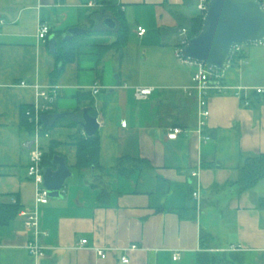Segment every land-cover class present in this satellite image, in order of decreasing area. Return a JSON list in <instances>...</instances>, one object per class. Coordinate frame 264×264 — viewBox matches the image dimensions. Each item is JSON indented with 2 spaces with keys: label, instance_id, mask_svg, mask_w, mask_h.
<instances>
[{
  "label": "crops",
  "instance_id": "1",
  "mask_svg": "<svg viewBox=\"0 0 264 264\" xmlns=\"http://www.w3.org/2000/svg\"><path fill=\"white\" fill-rule=\"evenodd\" d=\"M92 1L100 6L90 8ZM191 6L184 0H0V207L17 199L22 209H38L47 232L40 239L46 256L36 258L25 250L34 235L23 217L1 226L0 264H123L124 250L133 245L139 250L127 253L129 264H264V180L246 192L233 183L246 159L264 154V97L251 94L246 107L234 92L211 96L212 140L199 141L193 133L197 100L185 93L195 69L176 54L179 31L202 16ZM107 19L116 22L115 30ZM120 22L127 28L122 49L114 46ZM41 24L51 28L46 43L38 39ZM139 27L147 30L144 36ZM73 28L86 34L78 38V56L65 65L55 85L58 99L43 119L68 116L42 137L47 148L57 144L72 176L62 197L37 206L23 147L30 139L23 110L38 97L21 83L54 86L50 38L58 42ZM261 49L243 48V58L225 72L230 86L264 87ZM141 87L153 88L147 100L136 97ZM86 108L98 114L99 171L77 167V139L87 137L81 126ZM176 128L182 133L168 139ZM121 159L144 166H125L121 173ZM82 240L88 245L80 247ZM96 249L115 251L104 260Z\"/></svg>",
  "mask_w": 264,
  "mask_h": 264
},
{
  "label": "built area",
  "instance_id": "2",
  "mask_svg": "<svg viewBox=\"0 0 264 264\" xmlns=\"http://www.w3.org/2000/svg\"><path fill=\"white\" fill-rule=\"evenodd\" d=\"M264 9V0H258ZM210 0H198L197 8L202 14V18L205 16L209 9ZM90 8L99 7L95 1L90 2L88 5ZM120 8H123L119 4ZM146 29L139 27V36H144L146 34ZM51 33V28L46 24H41L38 29V39L42 43L48 41V37ZM179 36L181 37L180 47L177 49V57L186 65L193 67L195 73L193 75V85L189 88H185V93L190 97H195L197 100V112H198V125L193 133L197 136L201 143L207 144L212 140L211 135L208 133V125L211 117L210 110V97L213 95H226L228 92H234L237 97L243 102L246 107L251 106L250 95L255 94L260 97H264V87L259 88H244L238 87L234 88L230 86L225 80V72L229 68H232V61L243 51V45H235L228 61V64L224 70H217L215 68L209 67L203 63L185 59L182 56V49L186 46L188 41L191 39L188 35L187 29H182L179 31ZM264 45V42L261 44ZM21 86L33 87L37 91L38 102L33 108H29L26 111V116L30 120V123L37 127V133L34 137L30 138L28 141L23 143V147L28 150L30 156V163L28 166V178L34 182L36 185V204L46 205L49 203V194L44 187V149L40 144V140L43 137L40 134V122L42 117L49 114L53 105L58 99V91L56 86H52L48 89H43L38 85H32L25 82L21 83ZM94 94L100 92V87L95 85L93 87ZM153 93V88L141 87L137 89L136 97L139 101L147 100ZM127 123H124L126 127ZM182 133L179 128L173 129L172 132L168 134V139L176 140L178 136ZM44 137H49L45 134ZM194 178L200 177V171L193 173ZM193 197L199 200V192H194ZM13 205H20L17 199L12 200ZM21 206V205H20ZM19 215L25 219V229L27 232H33V239L25 246V250L31 256L36 258H42L46 256V248L41 245L40 239L47 236V232L41 229V220L38 209L35 211L21 209ZM88 245V240H82L80 242V247H85ZM1 247V242H0ZM239 247L232 246L230 250H236ZM139 250L137 245H133L130 248H126L125 255L122 256V263L129 264L130 259L128 257L129 252H134ZM101 259H107L110 252L115 250L111 249H96L95 250ZM174 261L180 259V253L174 254Z\"/></svg>",
  "mask_w": 264,
  "mask_h": 264
},
{
  "label": "water",
  "instance_id": "3",
  "mask_svg": "<svg viewBox=\"0 0 264 264\" xmlns=\"http://www.w3.org/2000/svg\"><path fill=\"white\" fill-rule=\"evenodd\" d=\"M108 28L115 30L116 22L107 19ZM86 31L73 28L63 35L64 41L81 37ZM264 42V9L258 0H210L209 9L203 17L202 29L182 49L185 59L203 63L217 70H224L235 45L261 44ZM52 52L57 53V39L50 38ZM68 114L57 115L55 120ZM88 137L99 130L98 114L94 108L83 110L81 123ZM52 168H45L44 187L50 198L62 197L67 180L72 176L65 158L56 155Z\"/></svg>",
  "mask_w": 264,
  "mask_h": 264
},
{
  "label": "trees",
  "instance_id": "4",
  "mask_svg": "<svg viewBox=\"0 0 264 264\" xmlns=\"http://www.w3.org/2000/svg\"><path fill=\"white\" fill-rule=\"evenodd\" d=\"M186 5L191 6L194 4V0H184ZM120 14V13H119ZM203 18L199 16L196 19L190 20L186 29L190 38L199 34L202 29ZM90 33V31L88 32ZM92 33V32H91ZM127 28L124 22H120V29L118 32L117 42L114 44L118 49H122L126 43ZM57 42L56 60L57 65L54 72L51 74L52 84L55 86L64 72V67L67 63L72 62L78 56V44L77 40L80 37H73L69 41H64L62 36H59ZM243 58V51L232 61V67ZM23 110L24 125L28 131L30 138L36 135L37 127L30 123V120L26 116V111ZM44 117V116H43ZM42 117L40 122V134L44 136L48 134L51 129L59 125L61 120H57L47 123ZM75 126V123L70 124ZM57 144H51L49 152L44 155V167L52 168V160L56 156ZM77 147V167L79 169H95L101 170L99 165L100 143L98 132L92 137H79L76 143ZM144 163L136 162L131 159H121L117 164V170L121 173H125V166L138 168L142 167ZM144 166V165H143ZM264 180V154L248 158L244 161L243 165L238 170V178L235 182L240 192H246L253 189L260 181ZM261 208H264V199L259 203ZM22 207L18 205H9L6 207H0V227L8 225L11 221L15 220L21 211ZM214 264H227L222 262H215Z\"/></svg>",
  "mask_w": 264,
  "mask_h": 264
},
{
  "label": "rangeland",
  "instance_id": "5",
  "mask_svg": "<svg viewBox=\"0 0 264 264\" xmlns=\"http://www.w3.org/2000/svg\"><path fill=\"white\" fill-rule=\"evenodd\" d=\"M197 4H198V0H195L194 5L190 7L191 10L193 11V13H194L196 16L198 15ZM250 46H253V45H251V44H243V48H245V49L249 48ZM261 51L264 53V49H261ZM41 144H42V146L46 147V145H47V141H46L44 138H41ZM44 147H43V148H44ZM44 151H45L46 153H48V152H49V148H47V147H46V149L44 148Z\"/></svg>",
  "mask_w": 264,
  "mask_h": 264
}]
</instances>
